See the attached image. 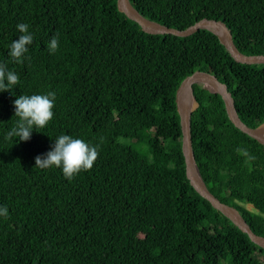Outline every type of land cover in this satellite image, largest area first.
<instances>
[{
	"label": "trees",
	"instance_id": "16d2710c",
	"mask_svg": "<svg viewBox=\"0 0 264 264\" xmlns=\"http://www.w3.org/2000/svg\"><path fill=\"white\" fill-rule=\"evenodd\" d=\"M118 0H0V63L19 84L0 92V264H264V249L203 199L186 177L176 93L197 71L227 85L244 124L264 123V65L234 61L219 38L145 33ZM183 31L225 23L237 49L264 56V0H130ZM19 23L34 36L23 62ZM59 38L55 54L49 41ZM55 92L54 117L28 141L6 140L14 101ZM195 162L209 191L264 237V145L230 121L219 94L194 86ZM69 135L99 145L91 170L68 180L35 158ZM103 138V142H101ZM255 157L247 161L236 149ZM247 205L253 207L247 209Z\"/></svg>",
	"mask_w": 264,
	"mask_h": 264
},
{
	"label": "water",
	"instance_id": "95a60500",
	"mask_svg": "<svg viewBox=\"0 0 264 264\" xmlns=\"http://www.w3.org/2000/svg\"><path fill=\"white\" fill-rule=\"evenodd\" d=\"M117 6L121 13L137 23L145 33L151 35H173L180 38H186L198 33L200 30H206L219 38L226 52L235 62L245 65H264L263 55L247 56L237 49L233 42L231 30L221 21L203 19L195 23L193 26L183 31H179L145 18L132 6L130 0H118ZM198 84H202L203 88L210 93L219 94L225 103L228 117L233 125L242 133L248 135L262 145H264V123L256 128H251L244 124L237 113L233 96L228 91L227 85L220 82L215 75L210 73L202 71L195 72L191 76L186 77L177 90L176 105L180 116L182 130V153L185 161L186 177L190 182V185L203 199L211 204L214 209L221 212L240 231L247 234L252 243L264 249V237L258 236L252 231L250 225L237 209L226 205L217 199L209 191L201 178L195 162L191 136V117L199 107V103L194 96V86ZM185 91L188 92L186 97H184Z\"/></svg>",
	"mask_w": 264,
	"mask_h": 264
},
{
	"label": "clouds",
	"instance_id": "9594fccd",
	"mask_svg": "<svg viewBox=\"0 0 264 264\" xmlns=\"http://www.w3.org/2000/svg\"><path fill=\"white\" fill-rule=\"evenodd\" d=\"M17 30L18 40H14L10 47L9 56L12 62H23L28 46L33 43L34 36L30 26L26 23H19ZM59 47V38L54 36L47 45V50L55 54ZM19 76L7 69L6 64L0 63V92L10 91L18 85ZM55 92H48L45 95H22L14 101L15 125L6 133L5 139L11 140L14 137L20 141H28L34 129L46 127L54 117ZM103 142V138H101ZM99 145L91 146L82 139H74L69 135H60L55 139L53 149L45 156L35 158L36 168L43 170L52 167L61 168L66 179L71 180L81 171L91 170L98 159ZM236 151L247 158V161L254 160L247 149L237 148ZM8 208L0 206V217H7Z\"/></svg>",
	"mask_w": 264,
	"mask_h": 264
},
{
	"label": "rangeland",
	"instance_id": "374dc122",
	"mask_svg": "<svg viewBox=\"0 0 264 264\" xmlns=\"http://www.w3.org/2000/svg\"><path fill=\"white\" fill-rule=\"evenodd\" d=\"M248 210H252L253 211V207L251 205H247L246 206Z\"/></svg>",
	"mask_w": 264,
	"mask_h": 264
},
{
	"label": "bare ground",
	"instance_id": "6f19581e",
	"mask_svg": "<svg viewBox=\"0 0 264 264\" xmlns=\"http://www.w3.org/2000/svg\"><path fill=\"white\" fill-rule=\"evenodd\" d=\"M209 88H211V87H209ZM211 89H213V88H211ZM214 90V89H213ZM188 95V92L187 91H185L184 92V97H186Z\"/></svg>",
	"mask_w": 264,
	"mask_h": 264
}]
</instances>
